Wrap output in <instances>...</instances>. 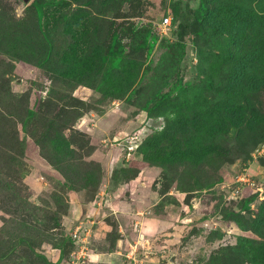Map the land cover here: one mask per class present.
Listing matches in <instances>:
<instances>
[{
  "label": "rangeland",
  "instance_id": "obj_1",
  "mask_svg": "<svg viewBox=\"0 0 264 264\" xmlns=\"http://www.w3.org/2000/svg\"><path fill=\"white\" fill-rule=\"evenodd\" d=\"M198 4L0 0V264H264V68Z\"/></svg>",
  "mask_w": 264,
  "mask_h": 264
},
{
  "label": "trees",
  "instance_id": "obj_2",
  "mask_svg": "<svg viewBox=\"0 0 264 264\" xmlns=\"http://www.w3.org/2000/svg\"><path fill=\"white\" fill-rule=\"evenodd\" d=\"M261 3L264 4V0H199L198 7L194 9L193 14L195 18L203 19L205 18L206 11L211 10L215 19L220 20L222 24L235 21L236 23L234 28H238V31L236 35H234L232 31L231 35L233 36V44L236 49L238 50L240 44L239 42L241 41L243 44L239 51L241 55L246 49V46L244 45H246V43L247 45L250 43L251 53H248L243 60L247 59L248 61H251V59H255L256 65H260L264 68V30L262 29L264 28V24L260 22V18L264 15V8L259 6ZM30 4L40 13V4L36 1H31ZM153 44L154 41H151L148 46L149 51L152 50ZM140 144L141 142L139 143L137 149ZM116 149L121 157L122 155L118 147H116ZM137 149L133 152L132 156L135 154ZM97 197L98 194L94 201L97 200ZM100 199H102V197ZM75 246L76 245L73 242V247L75 248Z\"/></svg>",
  "mask_w": 264,
  "mask_h": 264
},
{
  "label": "built area",
  "instance_id": "obj_3",
  "mask_svg": "<svg viewBox=\"0 0 264 264\" xmlns=\"http://www.w3.org/2000/svg\"><path fill=\"white\" fill-rule=\"evenodd\" d=\"M170 18L167 16L163 19V22L161 23L162 26V30L165 31V29H168L169 25H170ZM140 131H133L131 133L125 134L124 136H120V137H114L113 139L110 140V145H115L116 147H118L120 153H121V160L124 161H128L131 159L133 152L137 149L139 143L142 141L141 135L139 134ZM256 152L258 153H263L264 151H259L256 150ZM103 194V193H102ZM97 205L101 204V199L97 202ZM95 204V203H94ZM85 233H87V231L83 228V225L78 224L75 225L73 232L71 233V238L74 242V244L77 247V250L80 249L81 251L83 250L82 248L85 247L86 248V244L87 243H83L81 244V242H84V240H79L80 236H83ZM83 245V246H81ZM76 250V251H77ZM73 251L71 253L72 255V259H74L75 257V252ZM77 259H80V257H78Z\"/></svg>",
  "mask_w": 264,
  "mask_h": 264
},
{
  "label": "water",
  "instance_id": "obj_4",
  "mask_svg": "<svg viewBox=\"0 0 264 264\" xmlns=\"http://www.w3.org/2000/svg\"><path fill=\"white\" fill-rule=\"evenodd\" d=\"M23 3H28L30 0H21Z\"/></svg>",
  "mask_w": 264,
  "mask_h": 264
}]
</instances>
